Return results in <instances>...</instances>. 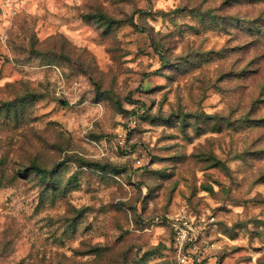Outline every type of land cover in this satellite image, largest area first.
<instances>
[{
  "label": "rangeland",
  "instance_id": "rangeland-1",
  "mask_svg": "<svg viewBox=\"0 0 264 264\" xmlns=\"http://www.w3.org/2000/svg\"><path fill=\"white\" fill-rule=\"evenodd\" d=\"M178 213L264 264V0L0 12V264H180Z\"/></svg>",
  "mask_w": 264,
  "mask_h": 264
},
{
  "label": "built area",
  "instance_id": "built-area-1",
  "mask_svg": "<svg viewBox=\"0 0 264 264\" xmlns=\"http://www.w3.org/2000/svg\"><path fill=\"white\" fill-rule=\"evenodd\" d=\"M19 0H0V12L15 13ZM170 226L174 251L180 264H207L204 251L200 243L203 241V233L199 231L196 218L186 213H178L163 219Z\"/></svg>",
  "mask_w": 264,
  "mask_h": 264
},
{
  "label": "trees",
  "instance_id": "trees-1",
  "mask_svg": "<svg viewBox=\"0 0 264 264\" xmlns=\"http://www.w3.org/2000/svg\"><path fill=\"white\" fill-rule=\"evenodd\" d=\"M168 62L169 61H165V58L163 57V63L166 65V64H168ZM36 168H37V171L39 172V173H41V175H42V177H47L48 178V172H47V170H44V169H42L41 167H39V166H36ZM21 172V171H20ZM46 178V179H47Z\"/></svg>",
  "mask_w": 264,
  "mask_h": 264
}]
</instances>
